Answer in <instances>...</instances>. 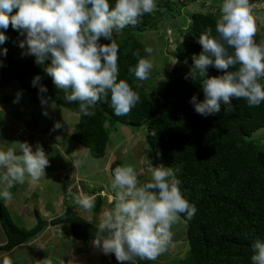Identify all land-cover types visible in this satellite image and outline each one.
Instances as JSON below:
<instances>
[{"label": "trees", "instance_id": "1", "mask_svg": "<svg viewBox=\"0 0 264 264\" xmlns=\"http://www.w3.org/2000/svg\"><path fill=\"white\" fill-rule=\"evenodd\" d=\"M155 2L157 9L152 14H145L135 27L128 26L113 36L119 46L118 80H125L140 96V102L130 114L114 115L110 94L91 109L95 112L94 116L77 114L78 103L66 102L64 93L56 89L44 72V67L50 65L51 60L37 65L34 56L23 55L26 49H21L19 42L26 33L22 36L11 24L6 31L0 29L8 37L0 45V90L16 84L37 107L53 103L75 114L77 127L69 138L85 148L93 159L104 155L112 126L138 128L145 124L144 162L150 169V178L151 167L163 164L172 168L181 181L179 187L184 198L197 209L191 220L181 216V220L186 221V251L184 257L174 264H252V243L257 239L264 242V142L261 143L258 135H253L264 129V102L258 107H249L246 100H233L231 105H222L217 115L208 117L197 114L190 103L194 95L198 101H203L204 93L201 78L193 81L185 76L193 63L192 55L202 51L197 42L200 34L212 28L211 34L216 35L215 21L220 6H212L205 13L192 12L189 23L183 19L179 26L177 36L183 39L176 37L164 41V49L166 46L173 47L170 53L173 62L165 70L168 58L160 55V72L164 74L162 81H158V75H152L153 72L147 80L136 79L129 69L137 64L139 58L148 59V54L144 52L146 45L138 40L139 36L156 30L161 21L173 26V23L169 24L172 16L178 15L179 8L185 4L179 0ZM216 3L221 5L222 0ZM249 3L264 4V0H249ZM110 4L114 6L115 0H110ZM99 42L108 44L111 41L101 38ZM4 49H7L6 55ZM137 50L140 57L133 55ZM207 72L209 77L223 74L214 67H209ZM36 76L41 77L39 83L47 88L46 93L39 92V85H32ZM260 82L264 84V79ZM3 94L1 101L5 97ZM41 95L48 101L47 104H41ZM118 166L117 160L109 165L111 177ZM150 178L140 180L138 177L141 184L150 181ZM72 182L71 177H64L59 186L63 197L62 212L49 221H44L34 212L35 223L29 229L13 223L0 202V228L5 237V242L0 244V252H9L28 243L47 225L68 226L72 237L81 242L78 248L72 250V255L86 251L87 242L96 238L98 227L85 222L74 210L68 196ZM71 191L76 195L74 188ZM101 202L100 198L93 199L91 211L98 212Z\"/></svg>", "mask_w": 264, "mask_h": 264}, {"label": "clouds", "instance_id": "2", "mask_svg": "<svg viewBox=\"0 0 264 264\" xmlns=\"http://www.w3.org/2000/svg\"><path fill=\"white\" fill-rule=\"evenodd\" d=\"M257 4L264 18V4ZM156 9L155 0H115L114 6L110 0H0V29L6 31L11 24L22 36L26 33L19 47L26 49L23 55L34 56L37 65L51 60L44 72L56 89L64 93L66 102L78 103L77 114L94 116L91 109L110 94L114 115L125 116L140 102V96L125 80H118L119 46L113 36L128 26L135 27L142 16ZM212 31L208 28L200 34L197 42L202 51L192 55L193 63L185 76L193 81L201 78L204 99L198 101L194 95L190 101L195 112L214 116L222 105L241 99L249 107H258L264 102V84L260 82L264 79V42L257 43L254 39L257 25L249 0H222L215 36ZM101 38L111 42L102 44ZM7 39L0 32V45ZM144 52L150 56L153 48L145 47ZM3 53L6 55L7 49ZM133 55L140 57V51ZM152 67L150 59L139 58L129 71L143 81L149 79ZM209 67L223 74L209 77ZM40 81L41 77L36 76L32 85H39V92L46 93L47 88ZM39 98L42 105L47 104L42 95ZM43 114L48 115L46 111ZM61 127L59 122L54 125L55 129ZM18 148V152L11 148L0 150V170H3L0 198L5 201L12 199L11 188L23 184L26 177L37 182L50 166L42 145L37 144L33 151L31 145L23 142L18 143ZM72 161L75 168L80 166L79 160ZM111 178L114 207L103 214L99 225L95 219L98 231L94 246L105 255L115 256L103 264L113 263L110 260L115 259L118 264H134L138 259L155 261L170 249L172 228L182 222L181 216L186 220L193 218L195 205L181 193V181L175 171L163 164L151 167L150 181L142 184L131 164L116 167ZM79 185L71 184L68 190V196L77 205L88 210L94 207L93 199L100 198L103 206L105 195L100 194L103 190L92 191L90 197L80 194ZM251 249L252 264H264V242L255 240ZM3 264L12 261L5 256Z\"/></svg>", "mask_w": 264, "mask_h": 264}, {"label": "rangeland", "instance_id": "3", "mask_svg": "<svg viewBox=\"0 0 264 264\" xmlns=\"http://www.w3.org/2000/svg\"><path fill=\"white\" fill-rule=\"evenodd\" d=\"M179 1L185 2V4L183 7L179 8L178 15L172 16L169 24L173 23V26H168V23L163 24L161 21L156 30L147 31L138 38V40H140L142 44L146 45V47L153 48V53L150 56L148 55V59H150L153 64L151 69V72H153L152 75L157 74L158 81H162L164 78V74L160 72V55L162 54L168 58L165 70H168L173 62V58L170 55L173 47L172 45L169 48L166 46L164 49V46L162 45H165L164 41L167 39L173 40L176 37L179 40L183 39L182 36H177L181 28L179 26L183 22V19H185L186 23H189V15L192 12L205 13L212 6H220L216 3L217 0H194V2L189 0ZM251 5L252 14L257 25V33L254 39L256 41H264V18L261 17V7L257 3ZM170 28L172 30H170ZM168 33L169 35L167 36L166 34ZM18 93L20 94L19 100L14 103L13 101L17 99ZM1 94L5 95V97H2V101L0 98V150L7 151L8 149L13 148L15 134H25L28 132L26 135L27 143L33 147V151H35L37 144L42 145L45 153L48 155L50 165L54 160L62 163L64 167L69 168V171L64 173L67 174V176H72L73 172L75 173L77 170L82 171L83 176L81 175L80 177L84 185V190L89 188L96 192L99 190L104 191L100 193L101 195H105V200L103 201L104 204L100 208L101 214L97 215L93 219L92 217H94L97 212L93 210L91 211V209L86 210L78 206L74 202L73 198H70V202L73 204L74 210L84 221H91L92 224H96L95 219L97 218L99 221L97 225H99L101 219L103 218V214L114 207L115 192L110 186L112 178L109 174V165L113 161L117 160L120 166L131 164L140 180L150 178V169L144 162V160H146V157L144 156L146 152V146L144 143L145 124L138 128L125 127L121 125L112 126L108 134L104 155L99 159H93L88 155L85 148L78 146L69 138V135L74 132L77 127L76 115L53 103L37 107V105L29 101L26 93L19 89L16 84L6 86L3 90H0V97ZM45 111L48 113L47 116L43 114ZM57 122L62 125L60 129L54 128V125ZM24 126L26 131H22L24 130ZM36 131L40 134V137L34 135ZM253 135H258V139L261 140V143L264 142V129L258 130ZM57 137H60V139L57 140ZM77 147H81V150H78L79 148L77 149ZM56 155H58V157ZM51 156L54 158L53 160L51 159ZM74 159L80 161V166L78 168L74 167L72 161ZM48 169L49 166L45 170ZM2 175L3 170H0V176ZM64 176L66 175L58 174L56 181L59 182L62 178H64ZM29 179L30 178L26 177L23 184L15 185L14 187L17 189L15 193L10 189L12 197L15 194V199L12 200V202L5 201L0 198V202L6 208L11 221L17 224V226L25 229L31 228L35 223V219L33 217L34 212H38L40 218L44 221H49L56 215H59L63 210V204H61V202H63V197H61V194L59 197L57 196L58 200H56V202L54 201V206H56L54 210H51L48 203H45V200L49 197L50 192H55L53 188L58 191L56 186L59 184L55 181V179V182H53L54 185L46 184L47 180L39 182L43 186L47 187V191L45 190L41 193V196L36 200L28 198L27 196L24 197L23 193H21L22 190H24V187L27 186L26 184ZM78 188H81L80 194H83L82 186L79 185ZM90 197H93V195L91 194ZM112 200L114 201L112 202ZM20 205H24L29 212L26 214L22 211L21 213H18L17 210ZM47 206L49 208H47ZM43 209H46L48 213ZM53 228H56L60 233L62 232L61 234H56L59 235L57 239L63 240L64 233L67 237H72L68 226L56 225ZM172 232V245L166 253L159 256L155 261H144L138 259L134 262V264H174L178 259H182L186 251L184 222L182 221L175 224L172 228ZM36 238L37 237L31 239L27 244L15 247L11 253H0V264H3L5 256L11 259L12 264H41L42 262L43 264H45V262L46 264H103L111 258V254L105 255L100 249L94 246L93 241L95 239L88 241L90 243L89 246L87 245L89 249L75 256L71 254V250L65 252L60 250L61 247H59L51 253H47V251L37 253L40 254L41 258H38V256L30 257L31 252L29 249L30 247L35 246L33 242L38 241ZM70 240L71 242L68 245L69 247L74 249L79 247L78 245H80V242H76L77 239L71 238L69 241ZM2 242H5V237L0 228V244ZM43 249L48 250L47 247H44ZM113 257L115 258L114 255ZM110 262H113L110 264H118L116 259L114 261L110 260Z\"/></svg>", "mask_w": 264, "mask_h": 264}, {"label": "crops", "instance_id": "4", "mask_svg": "<svg viewBox=\"0 0 264 264\" xmlns=\"http://www.w3.org/2000/svg\"><path fill=\"white\" fill-rule=\"evenodd\" d=\"M75 115V114H74ZM77 117V116H76ZM22 131H26V129H25V126H24V130H22ZM27 133L28 132H26L25 134L24 133H20V134H15V138H14V142H13V148H11V149H13V150H15V151H19V148H18V143H23V142H27V137H26V135H27ZM34 135H37L38 137H40V134H38V132L36 131L35 133H34ZM29 136V135H28ZM79 147H77V149H78ZM81 148V147H80ZM78 149V150H81V149ZM57 157H58V155H56ZM51 159L53 160L54 158L51 156ZM66 171H69V168H66V167H64L63 165H62V163H59L57 160H54L53 162H52V164L49 166V169L48 170H45V173H46V175L44 176V177H41L37 182H35V183H33L32 181H31V179H29L28 181H27V186H25L24 187V190H22V192L21 193H23V196L24 197H28V198H32V199H34V200H36V199H38V197H40L41 196V193H43L45 190L47 191V187L46 186H43L41 183H39L40 181H43V180H47L46 181V184H48V185H51V184H53V182H55L56 181V177H57V175L58 174H63V175H66V176H64V177H71L72 179H73V182H72V185L74 184V183H79L82 187H84V185H83V183H82V179H81V175L83 176V173H82V171H79V170H77V171H75V173L73 172V175L72 176H67V174H64ZM76 178H75V177ZM54 179H55V181H54ZM63 179V178H62ZM62 179L59 181V182H57L59 185H57L56 187L58 188V191L55 189V188H53V190H55V192H53V193H51L50 192V195H49V197L45 200V203H48V205L51 207V210H54L55 209V207L56 206H54V201L56 202V200H58V198H57V196L59 197L60 196V191H59V186H60V184H61V182H62ZM81 181V182H80ZM56 183V184H57ZM54 185V184H53ZM0 187H2V185H0ZM55 187V186H54ZM86 187V186H85ZM11 190L15 193V191L17 190L16 189V187H13V188H11ZM89 191H93L94 192V190L93 189H86V190H84L83 189V193L84 192H89ZM57 192V193H56ZM53 194V195H52ZM56 194V195H55ZM59 194V195H58ZM91 194H92V192H91ZM91 194H87V195H91ZM107 195H109V194H107ZM61 197H62V194H61ZM109 197H111V196H109ZM15 199V194H14V196L12 197V199L10 200L11 202H12V200H14ZM49 200V201H48ZM115 200V199H114ZM114 200H112V202L114 201ZM10 202V203H11ZM61 202V201H60ZM108 202H110V201H108ZM111 202V203H112ZM61 204H62V202H61ZM104 206H106V205H104ZM102 207V206H101ZM100 207V208H101ZM47 208H49L48 206H47ZM46 208V209H47ZM46 209H43L44 211H46ZM18 213H21V211L22 212H25L24 214H26V213H28L29 212V210L26 208V207H24V205H20L19 207H18ZM47 212V211H46ZM38 213V212H37ZM48 213V212H47ZM39 214V213H38ZM101 214V211H100V209L98 210V212H97V215H100ZM57 216V215H56ZM55 216V217H56ZM54 218V217H53ZM52 218V219H53ZM34 225V224H33ZM54 226H49V225H47V226H45L43 229H42V231L37 235V240L38 241H34L33 242V244H35V246L34 247H30V252H31V256L30 257H33V256H38V258H41L40 257V254H37V253H43V251H47V253H51V252H53V250H55L56 248H59V247H61V249L60 250H62V251H65V252H68L69 250H71V253H72V250L74 249V248H71V247H69L68 245L70 244V242H71V240L69 241V239H73V237H67L66 235H65V233H64V239L63 240H61V239H57L58 237H59V235H56V234H61L56 228H53ZM35 240V239H34ZM37 242V243H36ZM76 242H79L78 240L76 241ZM1 244H3V242L1 243ZM87 245L89 246L90 245V243L89 242H87ZM21 246V245H20ZM78 246H80V245H78ZM88 246H87V249H89L88 248ZM44 247H47V249L48 250H44L43 248ZM76 249V248H75ZM13 250V249H12ZM12 250L11 251H9V252H0V253H11L12 252ZM55 261V260H54Z\"/></svg>", "mask_w": 264, "mask_h": 264}]
</instances>
